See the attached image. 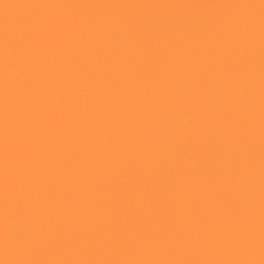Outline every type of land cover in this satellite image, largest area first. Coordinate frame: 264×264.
I'll use <instances>...</instances> for the list:
<instances>
[{
    "label": "clouds",
    "instance_id": "1",
    "mask_svg": "<svg viewBox=\"0 0 264 264\" xmlns=\"http://www.w3.org/2000/svg\"><path fill=\"white\" fill-rule=\"evenodd\" d=\"M40 7L43 16L66 6ZM247 7L252 6L233 5L232 12L225 14L226 22L235 28L247 23L250 17L239 11ZM210 13L220 15L211 9ZM130 24L149 35L163 32V27L152 20ZM206 25L202 20L201 26ZM249 59L240 48L235 62L224 66L231 75H221L219 82L228 102L219 107L217 122L202 123L190 117L216 149L214 160L222 164L216 176L226 192L208 207L185 209L175 200L185 188L172 176L190 160L173 131L169 113L138 111L135 118L145 127L120 139L106 135L99 127L75 124L55 141L39 140L25 123L36 103L54 99L50 88L56 69L41 59L12 69L5 54L0 59L3 135H17L28 155L11 169V146L0 144V171L5 176L15 172L22 193L14 209L0 208V264H264V202L257 222L245 171L246 164L255 163V129L247 114L257 106L264 131V71L258 87H253L256 74L242 70ZM121 120L117 117L114 123ZM71 137L79 138L85 150L62 149L66 138ZM260 163L264 164V159ZM144 164L149 165L150 176L140 173ZM101 187L106 190L104 196L98 192ZM129 196L151 205L159 218L149 221L138 213L126 212ZM14 212L22 214L27 223L22 236L9 227ZM184 212L192 217L195 227L168 226L172 216ZM146 223L150 226L143 227ZM192 252L211 258H178ZM257 252L260 259L245 258V254ZM106 254L112 258H101ZM78 255L88 258L79 259ZM142 255L147 258H138Z\"/></svg>",
    "mask_w": 264,
    "mask_h": 264
},
{
    "label": "bare ground",
    "instance_id": "2",
    "mask_svg": "<svg viewBox=\"0 0 264 264\" xmlns=\"http://www.w3.org/2000/svg\"><path fill=\"white\" fill-rule=\"evenodd\" d=\"M56 4L66 7L41 15V7ZM250 19L235 28L226 22L232 6ZM215 10L220 15H212ZM264 0H0V59L8 56L12 69L37 59L53 64L56 76L50 88L54 99L36 103L32 117L26 121L29 133L39 140L55 141L63 137L70 125L99 127L106 135L120 139L143 129L145 123L135 118L138 111H165L173 118V131L180 145L187 149L190 163L178 169L172 178L185 188L177 193L181 208L193 205L205 208L218 201L226 187L218 181L214 160L216 149L198 132L190 117L202 123L219 120V107L226 104L219 78L231 75L225 65L235 62L240 48L249 56L246 69L256 74L251 81L258 87L264 69ZM152 20L163 32L146 34L130 21ZM206 20L207 25L201 26ZM4 86L0 84V104ZM117 117H121L116 124ZM255 129V163L245 165L255 205L253 217L259 219L264 202V131L257 110L247 114ZM4 116L0 112V144L11 146L9 168L28 155L22 140L15 134L3 135ZM64 148H80L77 137L66 138ZM140 173L150 176L149 165ZM126 182V181H125ZM15 172L5 176L0 171V208L13 209L22 193ZM100 195L106 190L98 189ZM125 211L135 212L149 221L159 218L151 205L134 196L125 201ZM166 211V209H162ZM168 226L195 227L187 212L172 216ZM149 227L150 223L142 225ZM12 232L24 235L27 223L20 213L10 217ZM87 259L86 255H78ZM104 259L112 258L104 255ZM138 258H147L140 256ZM181 259H209L192 252ZM245 258L260 259L245 254Z\"/></svg>",
    "mask_w": 264,
    "mask_h": 264
}]
</instances>
